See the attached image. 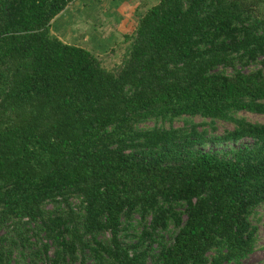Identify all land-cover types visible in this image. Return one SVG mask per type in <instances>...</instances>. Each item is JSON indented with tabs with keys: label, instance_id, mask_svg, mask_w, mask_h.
I'll use <instances>...</instances> for the list:
<instances>
[{
	"label": "trees",
	"instance_id": "trees-1",
	"mask_svg": "<svg viewBox=\"0 0 264 264\" xmlns=\"http://www.w3.org/2000/svg\"><path fill=\"white\" fill-rule=\"evenodd\" d=\"M73 1L0 0V264H243L264 0H158L111 69L53 32Z\"/></svg>",
	"mask_w": 264,
	"mask_h": 264
},
{
	"label": "rangeland",
	"instance_id": "rangeland-1",
	"mask_svg": "<svg viewBox=\"0 0 264 264\" xmlns=\"http://www.w3.org/2000/svg\"><path fill=\"white\" fill-rule=\"evenodd\" d=\"M157 1L75 0L52 22V30L65 42L78 44L98 54L104 65L111 69L122 61L124 34L131 33L139 17ZM113 48L116 49L114 52ZM239 115L252 122L264 123V114L243 111ZM195 121L200 123L203 119L197 117ZM174 125L181 126L183 123L177 120ZM233 127V123L219 120L216 123V134H222ZM252 221L258 226L257 243L243 264H264V205L257 208Z\"/></svg>",
	"mask_w": 264,
	"mask_h": 264
},
{
	"label": "crops",
	"instance_id": "crops-1",
	"mask_svg": "<svg viewBox=\"0 0 264 264\" xmlns=\"http://www.w3.org/2000/svg\"><path fill=\"white\" fill-rule=\"evenodd\" d=\"M73 2H74V1H73ZM65 10H66V9H65ZM65 10H64V11H65ZM64 11H63V12H64ZM63 12H62V13H63ZM62 13H61V14H62ZM61 14H60V15H61ZM60 15H58V16H60ZM58 16H57V17H58ZM57 17H56V18H57ZM56 18H55V19H56ZM55 19H54V20H55ZM54 20H53L52 22H54ZM52 26H53V23H52Z\"/></svg>",
	"mask_w": 264,
	"mask_h": 264
}]
</instances>
